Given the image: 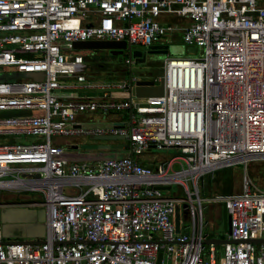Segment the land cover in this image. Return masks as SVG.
<instances>
[{"label":"built area","instance_id":"2783aa9c","mask_svg":"<svg viewBox=\"0 0 264 264\" xmlns=\"http://www.w3.org/2000/svg\"><path fill=\"white\" fill-rule=\"evenodd\" d=\"M175 33L197 55L169 56ZM165 39L160 74L147 79L163 94L111 97L138 80L131 52ZM88 41L125 42L117 66L128 78L89 79L99 67L73 50ZM0 70V194L42 198L0 209L45 213L32 239L42 244L7 243L0 228V264H264V242L253 243L264 241V186L244 177L239 194L199 195L204 177L264 162V0H0ZM111 115L123 118L96 124ZM107 136L124 137L129 155L69 158L61 144ZM152 149L180 155L154 171L138 161ZM204 202L229 217L221 252L204 244ZM181 205L186 228L175 224Z\"/></svg>","mask_w":264,"mask_h":264},{"label":"rangeland","instance_id":"374dc122","mask_svg":"<svg viewBox=\"0 0 264 264\" xmlns=\"http://www.w3.org/2000/svg\"><path fill=\"white\" fill-rule=\"evenodd\" d=\"M169 51H170L169 56L174 57V58H186L189 56L197 55L194 49L190 48L185 51L180 45H177V44L170 45ZM138 55L141 56L140 52H138ZM165 56L166 55L160 52L149 53L148 55H146L147 59L143 64L135 63L134 65H132L130 69V73L132 74V76H134L138 80H147L155 75H158L160 71L157 69V67L160 64H162L163 60L165 59ZM91 60L93 63H96V67H99L98 68L99 71L97 73L98 74L102 73L101 76L97 77L96 79L97 82L102 83V84L111 83L112 82L111 80L116 78V76L113 74V71L111 69L117 65L122 64L123 62V61L119 62L115 57H112L109 52L105 53L104 51H98L97 53L93 54ZM0 71H3V70H0ZM109 94L111 95V97L120 98L122 100H128L131 96L129 91L110 92ZM78 95L87 97V98L100 97L101 92L100 93H91V92L79 93ZM90 142L92 141L84 139V140H81V143L76 144L72 142V140H69V141H63L61 142V144H62V147L64 148L66 156L69 158L78 157V158L89 160V159H97V158H118V157L125 156V153H124L125 149L124 150H110V151L81 150L82 143L89 144ZM148 153L147 154L149 155V157L153 159V162L155 163V165H157L158 163H165L172 157L180 155L176 150L156 151L155 149H152ZM177 169H178V166L174 165L173 170H177ZM232 172L235 176L238 177V180L237 178H235L234 185L240 183V187H241L244 177H246L247 180H250L255 185L264 186V182L263 183L258 182L259 179H256L258 180L256 181L254 178H252L247 173V171H245V175H244V171L240 173L241 172L240 167H234L232 169ZM220 174L222 173H220L219 171L214 174L215 175L214 182L216 184H218L219 180L221 179ZM212 183H213V178L209 176L207 180V184L209 185ZM240 187H238L237 185L235 187V192H239L241 189ZM173 190H175V187H172L171 191L173 192ZM189 191L190 192L192 191L191 186H189ZM38 196L40 195L39 194L37 195L35 193H30V192H27V193L22 192L19 194L10 193V192L1 193L0 202L6 201V202H13V203H20V202H27V201H36L38 203H41L42 198H39ZM200 196L204 198L205 200L214 199L213 193L209 195L208 193L202 191ZM176 197L177 199L185 200L187 195L185 194L184 191H179V194H177ZM219 205L220 204L218 203H212V204H208L205 202L203 203V207H204L203 213H204L205 222H206L205 233L215 239L216 238L225 239L226 234L222 230L221 207ZM182 206L183 205L179 206L177 213H176V217H175V223L178 224V226H180L181 223L188 225L187 221L183 222L184 217L182 214ZM211 206H212V210H210ZM21 210H30V209L23 208ZM39 210H42V209L37 208L35 211H39ZM1 211L2 209H0V214H1ZM0 218H1V215H0ZM0 226L2 227L1 220H0ZM221 250L222 249L220 247L218 251L220 252Z\"/></svg>","mask_w":264,"mask_h":264},{"label":"water","instance_id":"95a60500","mask_svg":"<svg viewBox=\"0 0 264 264\" xmlns=\"http://www.w3.org/2000/svg\"><path fill=\"white\" fill-rule=\"evenodd\" d=\"M125 42H111V41H88L73 44V50L80 52H109L111 56H122L124 51L128 49ZM167 47L153 46L147 49V52L155 53L160 52L166 54ZM131 50V49H130ZM146 52V53H147ZM135 58L136 64H143L146 60V53L137 51L131 52ZM122 58L119 59L121 61ZM35 79V76H31ZM164 92V84L161 80L160 84L155 86L153 82L147 80H137L131 89V96L136 99L150 98L161 96ZM92 141L96 142H108L104 145H84L81 146V150H124L128 147L126 145H110V142L124 141V137L120 136H107V137H95ZM169 190V187L167 188ZM1 231L4 239L17 238L16 241H9L7 243H19L23 245H38L42 244L41 241L32 239H39L44 236V222L45 213L44 210H21V209H5L1 211ZM222 227L224 233H229V217L227 216L224 205L222 206ZM11 232H16L17 235H12ZM19 239H21L19 241ZM227 240L208 239L204 244H213L215 246H223L228 243ZM231 243H238L236 241H230ZM264 241H254L253 243H261ZM161 255L158 256V261Z\"/></svg>","mask_w":264,"mask_h":264},{"label":"crops","instance_id":"0c3cea01","mask_svg":"<svg viewBox=\"0 0 264 264\" xmlns=\"http://www.w3.org/2000/svg\"><path fill=\"white\" fill-rule=\"evenodd\" d=\"M161 21H162V25H166V26H170L172 24H176V25H179V26H183V24H186V22H182V20H179L177 18H163V19H161ZM166 39L169 42L168 47L170 45H172V44L173 45L174 44H177V45H180L182 47V42H181L180 34L179 33L170 34V35H168V37ZM166 39L163 40L162 42H160V44H158L156 46L164 47L166 45L165 42H167ZM183 49L186 51L187 49H190V48H186V49L183 48ZM192 49H194V48H192ZM168 52H169V50H168ZM95 53H97V52H83V55H84L86 61L92 62L91 58H92V55L95 54ZM105 53H107V52H105ZM111 70L113 71V74L116 76L115 79H112L111 80L112 82H116V81L124 80V79H127L128 78L126 76V74L124 73V70L125 69L123 67L115 66ZM93 74H95V75H93ZM93 74L89 75V79L96 80L97 77L101 76L102 73L101 74H98V73L93 72ZM158 75H159V73H158ZM158 75H155V76H158ZM155 76H153V77H155ZM91 93H100V92L99 91H94V92H91ZM113 98H115V97H113ZM117 99H120V98H117ZM94 118H95V121H97L96 124H99L100 126H104V125L108 124L109 122H116L117 120H121L123 118V115H117V116L116 115H111L108 118L107 121H102L101 119H97V117H94ZM109 144H113V145H123L124 144V141H121V142H110ZM84 145H86V144H83L81 146H84ZM148 154L146 153L142 157L138 158V161L144 167H148V168H150V169H152V170L155 171L156 168L158 166H160L162 163H158L157 165H155V163L153 162V159L151 157H149ZM82 157H84V156H82ZM236 167H240L241 168V172L240 173H242L244 171V168L242 166H236ZM232 169L229 170L230 172L227 174V178L229 180V183L228 184H225L223 181L222 182H219L218 184H216L214 182V178H215L214 177L215 176L214 174L216 172H218V171H216L213 175H209V176H211V178H213V183L212 184H209V185L207 184V180H208V177L209 176L204 177L202 179L201 183L199 184V195L201 194L202 191L208 193L209 195L213 193L214 194V198L216 196H221V195L239 194L241 192L242 186L240 187V183L234 185V180H235V178H237V180H238V177L233 174ZM224 170H226V169H224ZM219 171H221V170H219ZM244 175H245V171H244ZM237 185H238V187L241 188L239 192H235V187ZM171 189L170 190L165 189L164 193L165 194H170V195H173V194L176 195L177 193H179V189L175 188V190H173V192L171 191ZM202 199H204V198H202ZM209 200H211V199H209ZM219 206L221 207V218H222V206L223 205L220 204ZM210 210H212V206H211V209ZM183 217H184V219H183L184 221L183 222H186L187 221L186 216L183 215ZM204 220H205V217H204ZM205 224H206V222H205ZM176 226L179 227V228H181V226L184 227V228L187 227V225H185L184 223H181L180 226H178V224H176ZM205 227H206V225H205ZM222 230H223V227H222ZM11 234L12 235H17L16 232H11ZM225 234H227V233H225ZM11 239L12 240H16L17 238H11ZM211 239H212V237H211ZM19 240H21V239H19ZM219 240H226V238L225 239L222 238V239H219ZM217 247H221V249H222V246H217Z\"/></svg>","mask_w":264,"mask_h":264},{"label":"trees","instance_id":"16d2710c","mask_svg":"<svg viewBox=\"0 0 264 264\" xmlns=\"http://www.w3.org/2000/svg\"><path fill=\"white\" fill-rule=\"evenodd\" d=\"M126 57V56H125ZM125 57L123 56L121 61H123L125 59ZM160 74V73H159ZM127 77L129 76V74L126 75ZM124 153H125V156H128L129 154L127 153L126 150H124ZM232 168H229V169H226V170H221L219 171L221 175V179L219 180V182H224L225 184H228L229 183V180L227 178V174L230 172L229 170H231ZM247 173L252 177L254 178L255 180L256 179H259L256 180L260 183H263L264 182V162H254V163H251L250 165H248L247 167ZM258 178H257V177ZM215 179V178H214ZM220 247H216V249L218 250Z\"/></svg>","mask_w":264,"mask_h":264},{"label":"flooded vegetation","instance_id":"af4514ba","mask_svg":"<svg viewBox=\"0 0 264 264\" xmlns=\"http://www.w3.org/2000/svg\"><path fill=\"white\" fill-rule=\"evenodd\" d=\"M147 52V51H146ZM150 52H147L146 55H148ZM124 55L122 56H112V57H115L118 61L120 58H122ZM147 59V58H146ZM146 61V60H145ZM120 62V61H119ZM92 141V140H90ZM108 142H96V141H92L90 142L89 144H86V145H104V144H107ZM110 145H113V144H110Z\"/></svg>","mask_w":264,"mask_h":264}]
</instances>
